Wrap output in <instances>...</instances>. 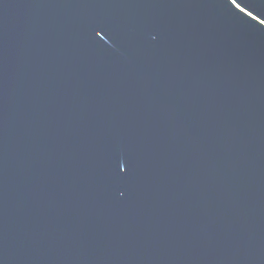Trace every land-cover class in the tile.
<instances>
[{
    "label": "water",
    "instance_id": "1",
    "mask_svg": "<svg viewBox=\"0 0 264 264\" xmlns=\"http://www.w3.org/2000/svg\"><path fill=\"white\" fill-rule=\"evenodd\" d=\"M0 264H264V0H0Z\"/></svg>",
    "mask_w": 264,
    "mask_h": 264
}]
</instances>
